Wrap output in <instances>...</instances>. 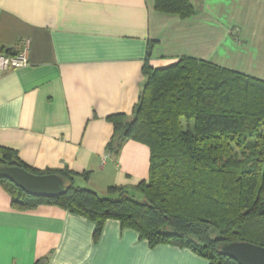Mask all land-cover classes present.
I'll list each match as a JSON object with an SVG mask.
<instances>
[{
    "label": "crops",
    "instance_id": "1",
    "mask_svg": "<svg viewBox=\"0 0 264 264\" xmlns=\"http://www.w3.org/2000/svg\"><path fill=\"white\" fill-rule=\"evenodd\" d=\"M190 1L182 18L155 0H0V52L27 46L29 58L0 71V147L38 170L68 168L97 193L148 179L146 144L107 149L109 116L132 114L148 54L156 68L191 57L264 80V0ZM95 229L54 203L17 209L0 184V264H209L186 246H151L118 219L98 240Z\"/></svg>",
    "mask_w": 264,
    "mask_h": 264
},
{
    "label": "trees",
    "instance_id": "2",
    "mask_svg": "<svg viewBox=\"0 0 264 264\" xmlns=\"http://www.w3.org/2000/svg\"><path fill=\"white\" fill-rule=\"evenodd\" d=\"M155 7L182 18L195 12L190 0H155ZM143 74L132 114L109 116L114 134L107 149L117 154L130 139L146 144L148 179L110 186L115 195L101 196L76 186L68 168L38 170L0 147V166L57 173L65 192L34 196L1 175L0 184L17 209L47 202L91 218L95 240L113 218L151 246H186L209 264H238L222 251L224 244L264 246V80L191 57L156 68L149 54Z\"/></svg>",
    "mask_w": 264,
    "mask_h": 264
},
{
    "label": "water",
    "instance_id": "3",
    "mask_svg": "<svg viewBox=\"0 0 264 264\" xmlns=\"http://www.w3.org/2000/svg\"><path fill=\"white\" fill-rule=\"evenodd\" d=\"M0 175L34 196L52 198L65 192L64 178L57 173L39 174L18 165H1ZM222 251L238 264H264V246L251 241L224 244Z\"/></svg>",
    "mask_w": 264,
    "mask_h": 264
},
{
    "label": "built area",
    "instance_id": "4",
    "mask_svg": "<svg viewBox=\"0 0 264 264\" xmlns=\"http://www.w3.org/2000/svg\"><path fill=\"white\" fill-rule=\"evenodd\" d=\"M28 64L29 58L27 46H25V48L17 54L0 52V71L11 68H19L27 66Z\"/></svg>",
    "mask_w": 264,
    "mask_h": 264
},
{
    "label": "rangeland",
    "instance_id": "5",
    "mask_svg": "<svg viewBox=\"0 0 264 264\" xmlns=\"http://www.w3.org/2000/svg\"><path fill=\"white\" fill-rule=\"evenodd\" d=\"M77 185H79V186H85V184H84V182L83 181H81V180H79V179H77L76 180V182H75ZM101 196H107V195H115L114 193H111L108 189H107V191L106 192H104V193H99Z\"/></svg>",
    "mask_w": 264,
    "mask_h": 264
}]
</instances>
